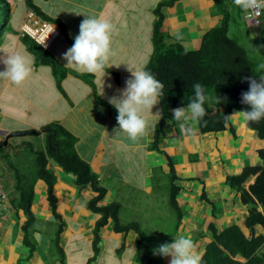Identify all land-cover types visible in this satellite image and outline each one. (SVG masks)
<instances>
[{
	"label": "crops",
	"instance_id": "0c3cea01",
	"mask_svg": "<svg viewBox=\"0 0 264 264\" xmlns=\"http://www.w3.org/2000/svg\"><path fill=\"white\" fill-rule=\"evenodd\" d=\"M162 1L167 2L160 7L161 30L167 42L179 41L186 49H198L206 32L222 19L216 0H159ZM34 2L47 18L43 17L59 29L47 49L68 72L58 85L51 66L36 62L22 40L21 31L30 7L26 1L11 2L10 18L0 42V71L5 68L2 59L14 53L27 55L33 61V70L19 86L0 78V135L14 130L41 129L50 122L62 125L76 137V151L89 162L106 188L100 204L119 202L120 220L136 222L151 234L152 250L184 235L191 236L197 250L203 253L212 239L210 226L221 230L235 223L247 231L244 221L248 207L241 202L240 192L231 186L228 177L241 173L247 166L264 168V159L259 154L264 148V139L248 124L245 126L242 116H230L227 126L218 131L202 132L198 123L188 121L186 126L197 129L195 138H187L179 122L168 121L165 134L153 146L155 126L160 120L155 113L162 110L160 103L152 112L144 110L143 115L149 125H154V131L150 128L136 143L120 132L117 113L106 104L110 97L119 96L124 89L126 79L131 77L128 68L140 70L148 62L153 49L155 8L159 2L155 6L153 0ZM237 10L234 5L235 14ZM84 15L114 25L109 59L113 66L109 68L117 77L105 69V75L103 72L93 74V86L71 72L83 71L66 65L62 59V54L74 43L70 39L78 35ZM260 20L257 25L242 15L234 24L238 28L242 24L239 32L243 41L251 46L248 48L253 53L264 58V13ZM233 112L241 111L234 109L231 114ZM45 132L34 134L39 138L34 142L22 137L25 135H18L17 139L14 136L11 142L16 148L10 150L18 155L25 149L24 141L44 148ZM23 152L27 155L29 151ZM47 166L55 176L56 202L53 208L46 182L42 178L33 179L31 210L35 216L32 230L35 247L30 251L24 244L26 214L11 203L17 194L12 171L0 159V169L4 170L2 175L9 186L7 192L0 181L6 195L0 209V264H61L53 238L62 223L60 244L65 251L66 264H89L93 255L94 226L100 214L88 207V201L97 192L89 185H78L75 175L58 164L49 161ZM256 175H249L243 187L249 188ZM172 187L177 188L179 215L170 204ZM255 229L261 230L259 226ZM99 235L101 250L91 264H139L136 259L138 233L134 229L115 230L109 218L100 227ZM154 257L161 264H168L169 258Z\"/></svg>",
	"mask_w": 264,
	"mask_h": 264
},
{
	"label": "trees",
	"instance_id": "16d2710c",
	"mask_svg": "<svg viewBox=\"0 0 264 264\" xmlns=\"http://www.w3.org/2000/svg\"><path fill=\"white\" fill-rule=\"evenodd\" d=\"M166 2H159L155 8L153 49L143 68L164 84V95L160 101L163 115L155 126L153 146L165 134L166 123L171 120L176 121L171 110L187 106L194 97V84L203 85L205 95L208 97L204 104L206 115L198 122L200 130L202 132L218 131L227 126L229 117L226 119V116H230L234 109L249 110L248 105L240 102L241 93L248 90V82L242 78L252 77L259 81L260 76H264V69L254 71L259 65L264 64V58H260L257 52L253 53L251 48L242 45L229 35L230 24L238 22L243 13L240 9L236 11V14L234 13L233 0H216V6L222 15L221 22L206 32L198 49H186L176 40L167 42L166 34L161 30L162 14L160 12L161 5ZM26 3L41 17H46L34 0H26ZM0 6L3 7L0 13L1 42L4 35L2 24L6 27L10 18V3L7 0H0ZM62 28L65 31V28ZM22 40L28 50L34 54L38 64L51 66L57 84L60 85L68 69L30 35L24 34ZM70 40L74 42V39ZM105 69L117 77L115 71L110 68ZM71 72L94 85L93 74L75 70ZM106 104L112 112L117 113L109 102ZM248 126L255 129L264 139V119L259 123H249ZM46 127L49 130L45 132V147L37 148L31 142L24 141L25 149L30 152L31 157L27 155L24 158L18 157L22 164L25 163L28 167L33 166L30 172L26 170L22 172L17 164L9 160L8 154L0 156V159L11 168L15 181L14 191L17 194L11 203L22 208L26 214V221L23 224L24 244L30 251L35 247L32 235L35 216L31 210L34 196L33 179L42 178L46 182L48 199L53 208L55 207L56 197L53 193L55 176L47 166L48 162L52 161L61 166L64 171L73 173L78 185H89L97 192L88 201V207L100 214L94 226L93 255L89 258V264L94 262L100 253L99 229L109 218L113 220L115 230L134 229L138 233L136 259L139 264H161L152 254V235L136 222L123 223L120 220L121 204L119 202L100 204V200L106 194V188L100 183L98 175L92 170L89 162L76 151V137L58 122H50ZM11 152L10 150L9 153ZM259 154L264 159V148L259 150ZM15 161L18 162L16 158ZM256 173L255 181L249 188H244L242 183L249 175ZM228 181L240 192L241 202L248 207V215L244 221L248 230H243L241 225L235 223L221 230L210 226L212 239L203 250L202 264H262L264 262V168L247 166L241 173L229 176ZM176 191V187L171 188L169 199L171 206L179 215ZM256 226H259L261 230L257 231ZM62 228L63 223L53 238V244L61 264H66L65 251L60 244Z\"/></svg>",
	"mask_w": 264,
	"mask_h": 264
},
{
	"label": "clouds",
	"instance_id": "9594fccd",
	"mask_svg": "<svg viewBox=\"0 0 264 264\" xmlns=\"http://www.w3.org/2000/svg\"><path fill=\"white\" fill-rule=\"evenodd\" d=\"M158 2L159 0H153V6ZM233 3L251 21L260 24V16L264 13V0H233ZM54 31V24L46 25L37 43L47 47L46 40ZM113 32L114 25L109 21L85 16L79 25L78 35L74 37V43L62 54V59L66 61V65L83 72L90 74L103 72L105 75V68L113 66L109 64ZM2 63L5 68L0 71V78L10 80L17 86L21 85L33 70V61L21 53H14L2 59ZM259 69H264V64L259 65L254 71ZM128 70L131 72V77L126 79L124 89L120 91L119 96L110 97L108 102L117 111L116 121L120 132L125 134L128 140L136 143L148 134L150 128L154 131V125H149L143 112L144 110L152 112V109L160 103L164 95V84L143 68L140 70L128 68ZM242 79L247 80L248 90L241 93L240 102L248 105L249 110L233 112L230 116H242L247 126L249 123H259L264 119V76H260L259 81L252 77ZM193 89L194 97L187 106L171 110L173 118L180 123L181 131L187 138H195L197 135V129L186 126L187 122L198 123L205 117L204 104L208 99L203 85L196 83ZM217 100L220 101V98L217 97ZM155 114H159L158 118H162V110L158 109ZM230 116H226V119ZM152 253L154 256L169 258L168 264H202L203 260V254L197 250L191 236L184 235L176 237L171 243H161L152 250Z\"/></svg>",
	"mask_w": 264,
	"mask_h": 264
},
{
	"label": "built area",
	"instance_id": "2783aa9c",
	"mask_svg": "<svg viewBox=\"0 0 264 264\" xmlns=\"http://www.w3.org/2000/svg\"><path fill=\"white\" fill-rule=\"evenodd\" d=\"M7 1L11 3L16 0H7ZM17 1L25 2L26 0H17ZM262 15L263 13L261 14V16ZM243 16H244V19H246L248 22L252 23L254 21V20L251 21L245 13H243ZM46 25H53V23L41 17L39 14H37V12L34 9L27 8L24 20L21 25V31L23 35L28 34L31 37H33L36 41H38L45 31ZM54 26H55L54 33H51L46 40L47 47L55 40V38L57 37L59 33V29L57 28V26L56 25ZM4 199H5V193L0 184V209L2 207Z\"/></svg>",
	"mask_w": 264,
	"mask_h": 264
},
{
	"label": "rangeland",
	"instance_id": "374dc122",
	"mask_svg": "<svg viewBox=\"0 0 264 264\" xmlns=\"http://www.w3.org/2000/svg\"><path fill=\"white\" fill-rule=\"evenodd\" d=\"M3 10V7L0 6V13L2 12ZM0 24H1V21H0ZM230 31H229V35L235 39L236 41H238L239 43H241L242 45L246 46V47H251L249 45H246V41H243L245 39H243L241 37V29H242V24L240 26V28H238L239 26H237V24H234V23H231L230 24ZM240 31V32H239ZM2 32L4 33L5 32V26L2 24ZM253 48V47H252ZM22 137H26L27 139L29 140H32L33 142L36 141V140H39V138L34 135V134H28V135H25V136H22ZM17 138H20L19 136L16 137ZM14 139V136L13 138ZM23 151H26L25 149H22L18 155H15L12 153V155L9 156V160L15 164H17L20 168H21V171L24 172L25 170L27 172H30L31 170H33V166H26L25 163L22 164V162L19 160V158H24L26 155L23 154L24 152ZM22 154V155H21ZM27 156H30V152L27 153ZM19 157V158H18ZM31 157V156H30ZM15 158L18 160V162L15 161ZM9 171H12L11 168H8ZM4 172V170L0 169V181L2 182L3 184V187L4 189L8 192V189H9V186H8V181L7 179L2 175V173ZM14 178V177H13Z\"/></svg>",
	"mask_w": 264,
	"mask_h": 264
},
{
	"label": "water",
	"instance_id": "95a60500",
	"mask_svg": "<svg viewBox=\"0 0 264 264\" xmlns=\"http://www.w3.org/2000/svg\"><path fill=\"white\" fill-rule=\"evenodd\" d=\"M48 127H42L41 129H28V130H14L9 131L5 135H0V155H7L8 154V148L12 147L11 139L13 136H21V135H27V134H37L40 131H48ZM14 146L12 149H15ZM264 264V262L262 263Z\"/></svg>",
	"mask_w": 264,
	"mask_h": 264
},
{
	"label": "flooded vegetation",
	"instance_id": "af4514ba",
	"mask_svg": "<svg viewBox=\"0 0 264 264\" xmlns=\"http://www.w3.org/2000/svg\"><path fill=\"white\" fill-rule=\"evenodd\" d=\"M14 146H15V145H14ZM12 148H13V147H9L8 150L10 151V149H12ZM8 153H9V152H8ZM9 154L12 155V152L9 153ZM10 155H9V156H10Z\"/></svg>",
	"mask_w": 264,
	"mask_h": 264
}]
</instances>
